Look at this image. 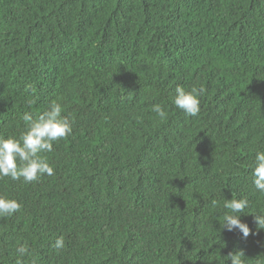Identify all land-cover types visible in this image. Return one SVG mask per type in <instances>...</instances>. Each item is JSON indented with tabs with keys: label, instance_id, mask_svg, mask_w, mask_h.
<instances>
[{
	"label": "trees",
	"instance_id": "trees-1",
	"mask_svg": "<svg viewBox=\"0 0 264 264\" xmlns=\"http://www.w3.org/2000/svg\"><path fill=\"white\" fill-rule=\"evenodd\" d=\"M177 85L206 88L196 116L173 105ZM52 102L72 133L41 154L53 175L0 177L22 206L0 218V264H264L249 167L264 150V0H0V135ZM231 198L249 201L247 238L221 228Z\"/></svg>",
	"mask_w": 264,
	"mask_h": 264
},
{
	"label": "clouds",
	"instance_id": "clouds-1",
	"mask_svg": "<svg viewBox=\"0 0 264 264\" xmlns=\"http://www.w3.org/2000/svg\"><path fill=\"white\" fill-rule=\"evenodd\" d=\"M206 88L203 85L193 86L190 90L177 85L172 96L173 105L185 115L192 117L200 112V97L205 95ZM152 111L160 119L167 117L161 104H153ZM60 103L52 102L38 116L31 112H24L21 116L24 122V131L19 138L0 135V177H9L11 180H20L24 183L38 182L44 175L51 176L54 169L41 154L53 150V142L66 138L72 133L71 122L68 117L61 115ZM251 182L255 190L264 195V150H257L251 165ZM213 206L216 202L213 201ZM21 204L15 199L0 196V218L11 217L21 210ZM249 207L247 198L225 200L224 208L228 211L223 215L221 228L228 232L238 231L247 238L251 230L246 223L241 222V215ZM257 230H264V214L252 215ZM254 234V233H252ZM57 250L65 247L64 237L59 236L53 245ZM20 257L28 253L25 245L16 248ZM230 264H246L243 251L229 253L224 257ZM16 264H23L18 259Z\"/></svg>",
	"mask_w": 264,
	"mask_h": 264
}]
</instances>
